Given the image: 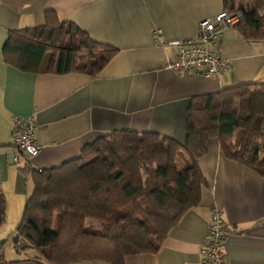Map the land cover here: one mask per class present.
Here are the masks:
<instances>
[{"label": "crops", "instance_id": "1", "mask_svg": "<svg viewBox=\"0 0 264 264\" xmlns=\"http://www.w3.org/2000/svg\"><path fill=\"white\" fill-rule=\"evenodd\" d=\"M225 10L224 0H0V264H50L28 242H16L33 185L31 167L48 170L79 157L97 138L117 130L151 132L184 143L191 100L264 77V41L248 42L238 29L223 33L214 49L230 59L221 77L169 70L176 49L166 42L194 40L202 21ZM76 24L118 53L95 77L83 73H24L5 63L10 31L41 27L46 14ZM34 116V159L15 164L14 117ZM199 160L206 179L199 206L189 210L157 253L125 257V264H204L203 248L212 212L223 213L231 234L227 264H264V179L225 156L219 139L209 140ZM71 264H106L76 262Z\"/></svg>", "mask_w": 264, "mask_h": 264}, {"label": "trees", "instance_id": "2", "mask_svg": "<svg viewBox=\"0 0 264 264\" xmlns=\"http://www.w3.org/2000/svg\"><path fill=\"white\" fill-rule=\"evenodd\" d=\"M257 2L237 9L234 0H224L225 11L242 15L235 29L248 42L264 41V0ZM117 53L54 12L46 14L44 26L10 31L3 47L6 64L31 74L95 77ZM215 138L226 157L264 179V83L194 97L184 143L117 130L59 167H31L33 193L16 242L25 240L50 264H125L126 256L157 253L171 229L201 203L206 179L198 160Z\"/></svg>", "mask_w": 264, "mask_h": 264}, {"label": "built area", "instance_id": "3", "mask_svg": "<svg viewBox=\"0 0 264 264\" xmlns=\"http://www.w3.org/2000/svg\"><path fill=\"white\" fill-rule=\"evenodd\" d=\"M243 20L240 14L222 11L212 19L201 22L199 35L194 40L166 42L161 38V30H155V39L163 46L176 49V59L169 61L166 68L205 78L221 77L232 68L231 60L221 54L218 46L223 33L235 29ZM37 124L34 116L14 117L12 154L14 163L20 164L23 157L34 159L40 153L36 142ZM231 234L223 213L214 208L206 245L203 248L204 264H227L224 243Z\"/></svg>", "mask_w": 264, "mask_h": 264}, {"label": "rangeland", "instance_id": "4", "mask_svg": "<svg viewBox=\"0 0 264 264\" xmlns=\"http://www.w3.org/2000/svg\"><path fill=\"white\" fill-rule=\"evenodd\" d=\"M235 4H236V8L239 9L242 5L245 6L247 9L251 8L252 6H257L258 2L257 0H234ZM258 82L264 83V77L259 79ZM178 163L180 164L181 168L184 167V163H183V159L180 156L178 158Z\"/></svg>", "mask_w": 264, "mask_h": 264}]
</instances>
